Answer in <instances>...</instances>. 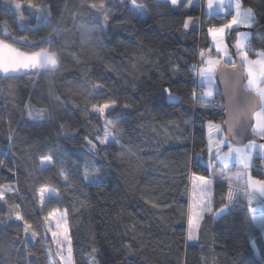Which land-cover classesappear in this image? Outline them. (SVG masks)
Here are the masks:
<instances>
[{
    "label": "trees",
    "instance_id": "1",
    "mask_svg": "<svg viewBox=\"0 0 264 264\" xmlns=\"http://www.w3.org/2000/svg\"><path fill=\"white\" fill-rule=\"evenodd\" d=\"M241 1L256 12L260 24L255 28L263 26L264 0ZM93 2L100 0H31L51 12V23H41L33 37L28 26L37 24L35 17L21 30L17 15L0 0V35L5 22L13 35L37 40L55 27L54 47L62 57L55 73L0 80V113L6 117L0 121V184L15 189L6 193L8 203L0 201V264H58L57 245L45 232L44 219L54 208L68 210L71 264H90L93 255L97 264H264V235L252 221L247 198L221 218H207L193 246L187 243L186 217L174 210L190 202L193 172L210 176L203 163L208 158L207 123L220 122L222 116L192 99L193 89L200 91L192 65L199 63L203 49L212 47L207 30L217 16H207L201 4L188 6L187 0L175 8L170 0H137L148 10L146 16L111 8L105 26L92 15L88 4ZM189 17L201 18V27L185 29ZM252 38L255 50L264 49V37L252 33ZM165 88L182 102L170 104ZM49 92L60 101H50ZM29 97L39 101L37 106L49 107L53 119L28 122L24 104ZM112 101L113 115L91 109L94 103ZM105 119L123 129L119 144L96 140L103 136ZM86 138L97 143L96 154L88 151ZM195 153L201 154L199 166L191 163ZM49 155L68 170L70 183L57 168L38 171L40 157ZM85 161L100 169L98 180L84 181L77 174ZM260 164L254 158V165ZM41 185L55 188L60 203L41 211ZM213 189L218 208L227 188L217 180ZM17 213L38 233L29 243ZM59 252L60 264H65L67 249L61 246Z\"/></svg>",
    "mask_w": 264,
    "mask_h": 264
},
{
    "label": "snow or ice",
    "instance_id": "2",
    "mask_svg": "<svg viewBox=\"0 0 264 264\" xmlns=\"http://www.w3.org/2000/svg\"><path fill=\"white\" fill-rule=\"evenodd\" d=\"M158 3H169V0H157ZM184 0H170L171 7H178ZM191 6L193 0H187ZM28 6L34 8L37 21L36 25L28 26V30L33 34L39 31V25L51 23V12L47 5L37 6L29 0ZM21 4L16 3L15 8L19 14V19L24 21ZM88 7L93 10V16H102L105 23L109 21L111 8L127 9L129 13L139 18L147 14L145 6L138 4L137 0H100L99 3H89ZM261 18L264 19V7H261ZM206 14L208 16L223 14L227 22L220 27H209L208 34L211 37L212 47L200 52L198 64L192 65V71L198 78L196 87L200 89L197 94L193 89L192 99L201 107L219 110L222 116L219 123L208 121V168L212 170V178L205 175L197 176L193 172L192 190L190 202L185 207L177 204L174 210H178L182 218L186 217L187 240L195 243L199 233L203 230L207 218L219 219L228 213L232 207L241 202V198H247L249 211L255 213L256 209L251 205L257 199L261 209L259 216L253 215L261 230H264V167L254 165V157L264 161V142L258 143L252 137H258L264 141V49L255 50L253 47L252 34L249 31H240V28L253 29L260 24L257 14L252 7H244L241 0H206ZM192 18L189 17V20ZM25 25H21L23 30ZM83 27V26H82ZM183 27H189L185 22ZM3 33L0 35V80H16L24 75H35L39 73H55L61 67V54L55 49V33L57 28H53L47 36L39 40L30 37L28 34L15 36L8 25L2 26ZM88 29L84 30V42L87 43ZM232 35H235V42L232 43ZM264 37V32L260 33ZM46 45V46H45ZM254 57V58H253ZM174 71H179V66H174ZM99 89L100 85H94ZM164 93L170 104L181 103V97L176 95L172 89L165 88ZM219 96L221 99H217ZM51 100L60 101V96L49 92ZM39 101L33 103L31 97L24 104V112L28 120L41 124L53 119V111L46 106H37ZM115 101L110 104H92L93 112L104 116L115 112ZM125 108L129 105L125 104ZM6 117L0 113V121ZM62 128L63 125H60ZM123 129L108 119L104 121L103 136L99 134L96 140L100 145L119 144ZM250 133V134H249ZM88 151L96 154L97 143L87 139ZM247 141V142H245ZM226 149V150H225ZM200 153L194 154L191 161L193 166H199ZM216 162L215 164L213 162ZM4 161L0 160V166ZM216 164L220 168L217 170ZM235 165L238 169L231 172V167ZM53 168L58 169V174L65 182L70 183L68 170L62 163L57 164L52 156H41L38 164V171L43 174ZM256 175H253V169ZM77 174L84 181H95L100 178L101 171L95 167L91 161L83 162V170H77ZM220 180L227 188V192L222 195L221 204L217 208L214 204L213 185ZM15 189L10 184H0V201L8 203L5 199L7 192H14ZM37 198L44 206L59 204L60 195L55 188L41 185L37 189ZM155 207V205H153ZM15 207H19L16 205ZM17 221H24L25 243L34 240L38 233L31 230V225L19 213L16 214ZM48 223V231L51 232L53 242L57 245V255L60 254V247L67 242L68 259L65 264H71L70 240L68 238V210L53 209L44 218ZM55 222V230L51 223ZM30 232V235H29ZM15 244L17 241H11ZM96 249H93V253ZM63 259V257H61ZM90 264H97L93 255Z\"/></svg>",
    "mask_w": 264,
    "mask_h": 264
},
{
    "label": "rangeland",
    "instance_id": "3",
    "mask_svg": "<svg viewBox=\"0 0 264 264\" xmlns=\"http://www.w3.org/2000/svg\"><path fill=\"white\" fill-rule=\"evenodd\" d=\"M16 3H20V4H21V6H22V7H21V10L23 11L24 16L27 17L26 20L21 21V20L19 19V14L17 13V10H16V8H15V4H16ZM200 3H201V0H200ZM4 5H5L6 7H8V8H10V9L13 10V12L17 15L18 20H19V23H20L21 25H27V24H29L31 17H32V16L35 17V15H36L35 9H34V8H30V7L28 6L27 3H23V2H20V1H17V0H4ZM34 5H35V4H34ZM37 6H41V5H37ZM145 8H146V7H145ZM147 14H148V10H147ZM147 14H146V15H147ZM146 15H144V16H146ZM99 17L102 19L104 25L107 26V25H108V22L105 23L104 20H103V17H102V16H99ZM192 19H194V18H192ZM189 21H190V20H189ZM187 29H191V28H190V25H189V27H188ZM249 32H251V31H249ZM251 34H252V32H251ZM209 48H210V47H209ZM205 50H207V49H203L202 51H205ZM253 58H254V57H253ZM25 114H26V113H25ZM26 117H27V115H26ZM27 120H28V118H27ZM28 122H30V123H35V122L30 121V120H28ZM214 122H215V121H214ZM216 123H219V122H216ZM208 135H209V129H208V123H207V137H208ZM258 143H259V142H258ZM225 150H226V149H225ZM207 155H208V151H207ZM254 158H255V157H254ZM208 159H209V156H208V158H207V157H203V163H204L205 165H207V166H208ZM213 163L215 164L216 162L214 161ZM253 163H254V160H253ZM216 168H217V170H219V168H220L219 164H216ZM234 170H235V171H234ZM236 170H238V169L236 168L235 165H233V166L231 167V172H232V171L236 172ZM253 175H254V174H253ZM210 178H212V170H211V169H210ZM192 180H193V176H192V179H191V182H190V197H191V190H192ZM95 181H96V180H95ZM50 188H51V187H50ZM51 226H52L53 230H55V222H54V221H52ZM68 227H69V225H68ZM47 229H48V223L45 221V232L48 231ZM48 233H49V235H50L51 238H52V234H51V232L48 231ZM198 236H199V235H198ZM68 238H69V240H70V247H71V249H72V243H71V239H70V235H69V233H68ZM52 239H53V238H52ZM197 241H198V240H197ZM187 243H188V245L193 246V245L196 244L197 242L192 243V242H189V241L187 240ZM62 246L65 247V249H67L69 245H68L67 242H65ZM54 256H55L56 262H57L58 264H60V263H61V259H60V257H59L56 253L54 254Z\"/></svg>",
    "mask_w": 264,
    "mask_h": 264
},
{
    "label": "crops",
    "instance_id": "4",
    "mask_svg": "<svg viewBox=\"0 0 264 264\" xmlns=\"http://www.w3.org/2000/svg\"><path fill=\"white\" fill-rule=\"evenodd\" d=\"M205 2H206V0H205ZM241 2H242V1H241ZM242 4H243V3H242ZM192 5H195V6L200 5V0H193ZM243 6H244V5H243ZM244 7H246V6H244ZM205 9H206V7H205ZM204 12L206 13V10H204ZM206 15H207V14H206ZM207 16H208V15H207ZM214 16H216V15H214ZM227 18L230 19V16H228ZM187 22H188V24L190 25V28H200V27H201V18H194V19H191L190 21H189V19H188ZM226 22H227V20H226ZM226 22H224V23H226ZM224 23H223V24H224ZM220 26H222V24L219 25L218 27H220ZM207 32H208V30H207ZM208 35H209V34H208ZM209 37H210V35H209ZM210 39H211V37H210ZM207 142H208V137H207ZM261 162L264 163V161H261ZM236 168H237V167H236ZM234 171H235V170H234ZM234 171H232V172L234 173ZM236 171H238V170H236ZM197 176H200V175H197ZM209 178H210V176H209ZM213 186H214V185H213ZM251 207L256 209L255 213H252V212H251V218H252L253 215L259 216L260 213H261V209H260V207H259V205H258L257 199H254V200H253V203H252ZM252 221H253V220H252ZM253 223H254V225H255L259 230H261V228L259 227V225H258L255 221H253ZM261 232H262V234L264 235V230H261Z\"/></svg>",
    "mask_w": 264,
    "mask_h": 264
},
{
    "label": "built area",
    "instance_id": "5",
    "mask_svg": "<svg viewBox=\"0 0 264 264\" xmlns=\"http://www.w3.org/2000/svg\"><path fill=\"white\" fill-rule=\"evenodd\" d=\"M205 7H206L205 0H202L201 1V8H202L203 11L205 10ZM225 20L226 19L224 18V15L223 14L217 15L216 21L215 22H212L211 25H210V27H213V26L217 27L218 26V23L224 22ZM259 167H264V165L263 164H260Z\"/></svg>",
    "mask_w": 264,
    "mask_h": 264
},
{
    "label": "water",
    "instance_id": "6",
    "mask_svg": "<svg viewBox=\"0 0 264 264\" xmlns=\"http://www.w3.org/2000/svg\"><path fill=\"white\" fill-rule=\"evenodd\" d=\"M240 31H251L252 33H257V34H260V33H262V32H264V25L263 26H260V27H258V28H253V29H245V28H243V27H241L240 28ZM232 42V41H231ZM250 134V133H249ZM253 139H255L257 142H264V141H261L260 140V138H258V137H252ZM245 142H247V141H245ZM86 146H87V148L89 147L88 145H87V141H86ZM98 148V147H97Z\"/></svg>",
    "mask_w": 264,
    "mask_h": 264
}]
</instances>
